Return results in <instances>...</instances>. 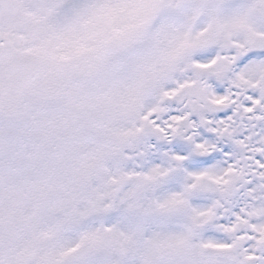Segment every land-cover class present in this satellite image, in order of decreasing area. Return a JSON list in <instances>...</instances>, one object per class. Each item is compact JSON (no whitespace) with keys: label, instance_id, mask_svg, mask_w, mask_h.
<instances>
[{"label":"snow or ice","instance_id":"snow-or-ice-1","mask_svg":"<svg viewBox=\"0 0 264 264\" xmlns=\"http://www.w3.org/2000/svg\"><path fill=\"white\" fill-rule=\"evenodd\" d=\"M0 264H264V0H0Z\"/></svg>","mask_w":264,"mask_h":264}]
</instances>
